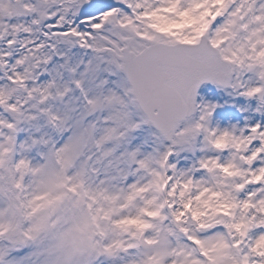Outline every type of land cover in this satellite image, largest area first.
I'll return each instance as SVG.
<instances>
[{"label": "snow or ice", "instance_id": "1", "mask_svg": "<svg viewBox=\"0 0 264 264\" xmlns=\"http://www.w3.org/2000/svg\"><path fill=\"white\" fill-rule=\"evenodd\" d=\"M0 264H264V0H0Z\"/></svg>", "mask_w": 264, "mask_h": 264}, {"label": "rangeland", "instance_id": "2", "mask_svg": "<svg viewBox=\"0 0 264 264\" xmlns=\"http://www.w3.org/2000/svg\"><path fill=\"white\" fill-rule=\"evenodd\" d=\"M203 98L204 100H220L221 102L224 100V99H227V97H225L223 95V93L219 92L218 90H216L215 86H205L202 91H201V94H200V99ZM199 99V100H200ZM242 103V101H240ZM232 114L233 117H236L238 118V114L235 113V111L230 108L229 106H225L224 109H218L217 112L214 114V120H213V123L216 122V119L217 117H223V116H226L227 114ZM220 123H224V120H220Z\"/></svg>", "mask_w": 264, "mask_h": 264}]
</instances>
